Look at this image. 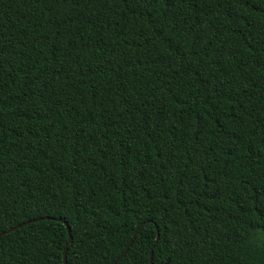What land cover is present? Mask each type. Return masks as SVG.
<instances>
[{
    "label": "trees",
    "instance_id": "16d2710c",
    "mask_svg": "<svg viewBox=\"0 0 264 264\" xmlns=\"http://www.w3.org/2000/svg\"><path fill=\"white\" fill-rule=\"evenodd\" d=\"M14 227L0 264H112L138 227L117 264H264V0H0Z\"/></svg>",
    "mask_w": 264,
    "mask_h": 264
},
{
    "label": "water",
    "instance_id": "95a60500",
    "mask_svg": "<svg viewBox=\"0 0 264 264\" xmlns=\"http://www.w3.org/2000/svg\"><path fill=\"white\" fill-rule=\"evenodd\" d=\"M140 226H141V225H140ZM15 228H16V227H14V228H12V229H8L7 231L1 233L0 236H1L2 234H4V233H7V232H9V231L15 229ZM138 229H139V227L136 228V230L134 231V233H133V235H132V237H131L129 243L126 245L125 249L120 253V255L115 259V261H114L112 264H117V262L123 257V255L125 254V252H126L127 249L129 248V245L131 244L133 238L135 237V235H136ZM67 232H68V234H69V229H68V228H67ZM157 239H158V233H157V229H156V238H155V242L157 241ZM70 241H71V238L69 237V238H68V242H70ZM65 250H66V245H65L64 250H63V257H62V259H63V264H66V261H65ZM148 260H149V263L152 264V249H150V251H149V258H148Z\"/></svg>",
    "mask_w": 264,
    "mask_h": 264
}]
</instances>
